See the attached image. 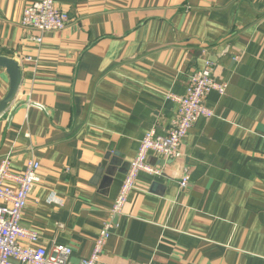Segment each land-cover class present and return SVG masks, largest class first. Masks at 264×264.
<instances>
[{"label": "crops", "instance_id": "0c3cea01", "mask_svg": "<svg viewBox=\"0 0 264 264\" xmlns=\"http://www.w3.org/2000/svg\"><path fill=\"white\" fill-rule=\"evenodd\" d=\"M37 1L0 0V57L21 69L0 160L40 165L21 221L37 246L90 256L141 139L166 135L169 95L208 60L225 94L179 159L148 156L161 173L139 174L99 264H264V0H55L69 22L41 44L21 25ZM8 84L0 69V101Z\"/></svg>", "mask_w": 264, "mask_h": 264}, {"label": "built area", "instance_id": "2783aa9c", "mask_svg": "<svg viewBox=\"0 0 264 264\" xmlns=\"http://www.w3.org/2000/svg\"><path fill=\"white\" fill-rule=\"evenodd\" d=\"M68 22V15L57 7L55 0H38L30 4L21 18L23 28L38 34L31 38L36 44L42 43L44 33L60 32ZM226 88V83L217 81L214 65L207 60L202 69L188 76L183 96L169 95L168 98L177 104V111L168 132L165 136H157L150 131L143 136L110 209L109 220L96 237L90 256L77 264H99L105 244L115 228L113 219L122 214L130 194L136 189L139 174L161 173L147 164L148 156L154 154L166 160L179 159L182 145L195 123L201 118L213 116L205 104L208 95L212 92L224 95ZM10 165L9 157L0 160V264H13L11 259L20 264H76L70 261V247L55 245L47 251L37 246V233L21 224L23 209L38 182L39 163L34 159L27 160L21 174L12 172ZM187 184L188 177L185 175L178 185L184 189ZM20 241L27 244L22 245Z\"/></svg>", "mask_w": 264, "mask_h": 264}, {"label": "water", "instance_id": "95a60500", "mask_svg": "<svg viewBox=\"0 0 264 264\" xmlns=\"http://www.w3.org/2000/svg\"><path fill=\"white\" fill-rule=\"evenodd\" d=\"M0 69H3L6 72L9 80L8 91L0 101V114H2L16 96L21 81V69L14 60L3 57H0ZM110 163L111 165L114 164L115 160L112 159ZM104 167L105 165H102L97 174H100Z\"/></svg>", "mask_w": 264, "mask_h": 264}]
</instances>
